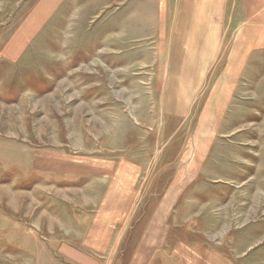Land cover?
Returning a JSON list of instances; mask_svg holds the SVG:
<instances>
[{
  "label": "rangeland",
  "instance_id": "374dc122",
  "mask_svg": "<svg viewBox=\"0 0 264 264\" xmlns=\"http://www.w3.org/2000/svg\"><path fill=\"white\" fill-rule=\"evenodd\" d=\"M124 1L67 0L17 61L0 60V264H50L43 242L60 226L80 237L108 195L103 178L38 169L50 154L136 169L121 246L101 264H130L159 211L169 231L151 264H264V54L222 111L204 116L201 100L165 118L176 0ZM31 2L0 0V50ZM192 159L199 172L180 180Z\"/></svg>",
  "mask_w": 264,
  "mask_h": 264
},
{
  "label": "crops",
  "instance_id": "0c3cea01",
  "mask_svg": "<svg viewBox=\"0 0 264 264\" xmlns=\"http://www.w3.org/2000/svg\"><path fill=\"white\" fill-rule=\"evenodd\" d=\"M164 1L168 5L169 0ZM66 2L32 0L24 12L22 26L14 35L17 40L0 50V60L17 61L24 52L25 38L39 35ZM142 3L143 0H125L123 5ZM172 29L161 100L164 117L187 119L201 100L207 109L204 116L210 111L220 112L237 92L248 65L264 54V0H176ZM217 115L209 114L214 118ZM192 160L179 170L184 175L180 180L199 172ZM36 164L47 173L103 178L109 189L108 195L100 197L80 237H65V228L60 226L64 230L61 236L48 237L43 242L53 247L54 253H48L50 264H101L107 256L109 260L115 257L137 194L136 169L110 160L51 154L38 157ZM173 193L170 196H178L177 191ZM168 231L159 211L148 225L130 264H151Z\"/></svg>",
  "mask_w": 264,
  "mask_h": 264
}]
</instances>
